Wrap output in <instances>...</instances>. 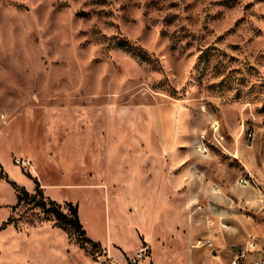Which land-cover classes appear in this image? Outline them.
Listing matches in <instances>:
<instances>
[{
  "label": "rangeland",
  "instance_id": "1",
  "mask_svg": "<svg viewBox=\"0 0 264 264\" xmlns=\"http://www.w3.org/2000/svg\"><path fill=\"white\" fill-rule=\"evenodd\" d=\"M245 174L264 182V0H0V264H195L194 221L196 264H230L264 232Z\"/></svg>",
  "mask_w": 264,
  "mask_h": 264
},
{
  "label": "built area",
  "instance_id": "2",
  "mask_svg": "<svg viewBox=\"0 0 264 264\" xmlns=\"http://www.w3.org/2000/svg\"><path fill=\"white\" fill-rule=\"evenodd\" d=\"M253 135V132H250V136ZM16 163L23 167L25 170L33 169V163L30 159L25 158H18L16 159ZM239 183L251 187L254 189L258 195L259 202L261 203V207L264 210V182H261L257 180L252 174H245L242 175L239 178ZM214 188L216 190H219V185L215 184ZM201 242V241H200ZM203 244L206 245H213L212 240L206 239ZM257 249V243L254 238H249L246 240L245 245L238 250L233 257L230 259V264H264V255L259 256V258L249 261L248 260V254L250 252H253ZM147 247H142L138 250L136 254V258L133 259V263H136L137 261L141 264L143 262V259H147Z\"/></svg>",
  "mask_w": 264,
  "mask_h": 264
},
{
  "label": "crops",
  "instance_id": "3",
  "mask_svg": "<svg viewBox=\"0 0 264 264\" xmlns=\"http://www.w3.org/2000/svg\"><path fill=\"white\" fill-rule=\"evenodd\" d=\"M239 181V180H238ZM242 185V184H241ZM244 186V185H243ZM214 190L215 191H219V190H216L215 188H214ZM254 190V189H253ZM196 204H199L200 202H199V199H197L196 201H194ZM200 209L202 208V206L200 205V206H198ZM221 210H220V212H218L217 210H215V214L216 215H218L219 216V214L221 215V216H223V209H222V207L221 206H218ZM196 211V210H195ZM197 213H198V215L199 214H202L203 212H201V210H197L196 211ZM199 221V220H198ZM208 229V231H210V232H212V230H211V228H208V225L207 224H205L204 222L201 224V222H192L191 224H190V227H189V239H190V241H191V243L193 244V249H192V257H193V262L192 263H197V259H195L194 257H197V255H198V253H199V250H201V249H199V245H196L195 243L197 242V241H199V239H200V237H205L206 236V232L204 231V230H207ZM235 229V226H233V225H229L225 220H221V222H220V224L219 225H217L216 226V232L217 233H219V235H218V239H217V241L218 242H220V243H222L224 240L226 241V237L223 235V234H221V232L220 231H223V232H225V231H228V230H230V231H232V230H234ZM226 238V239H225ZM246 241V240H245ZM245 244H243V246H244ZM242 246V247H243ZM241 247V248H242ZM240 248V249H241ZM240 249H238V250H240ZM204 250L205 251H207V248H204ZM237 250V251H238ZM236 251V252H237ZM236 252H234V254L236 253ZM261 255H264V232H262L261 233V236H260V239L257 241V249L255 250V251H253V252H250L249 254H248V260L249 261H253V260H255V259H257V258H259V256H261ZM141 264H143V262L141 263Z\"/></svg>",
  "mask_w": 264,
  "mask_h": 264
},
{
  "label": "trees",
  "instance_id": "4",
  "mask_svg": "<svg viewBox=\"0 0 264 264\" xmlns=\"http://www.w3.org/2000/svg\"><path fill=\"white\" fill-rule=\"evenodd\" d=\"M13 184L17 189H19V203H22L28 198H33L35 195H32L29 193L25 188L20 187L15 181H13ZM54 203V202H52ZM37 206L42 207L47 213H52L56 216L57 220L64 226H68L73 228V230L78 234L79 237H81L80 241L83 244L84 242L90 241V239L86 236V231L83 228L82 223L79 220L77 207L73 204H69V211L70 214L66 213L65 211L61 210L58 206H55L53 208H47V205L45 201L37 203ZM97 245V243H96Z\"/></svg>",
  "mask_w": 264,
  "mask_h": 264
}]
</instances>
